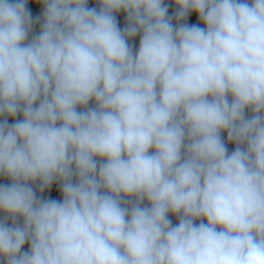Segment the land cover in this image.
Here are the masks:
<instances>
[{"label":"clouds","instance_id":"clouds-1","mask_svg":"<svg viewBox=\"0 0 264 264\" xmlns=\"http://www.w3.org/2000/svg\"><path fill=\"white\" fill-rule=\"evenodd\" d=\"M28 3L0 0V117L22 116L0 121V258L264 264V0H174V17L165 0H33L30 40Z\"/></svg>","mask_w":264,"mask_h":264},{"label":"crops","instance_id":"crops-1","mask_svg":"<svg viewBox=\"0 0 264 264\" xmlns=\"http://www.w3.org/2000/svg\"><path fill=\"white\" fill-rule=\"evenodd\" d=\"M31 2H33V0H29V3L27 5L28 9L31 10L32 14H33V18H34V24H33V28L32 31L29 34V40L35 36L38 35L40 32V26L43 23V5L42 4H36L38 6H35V4H31ZM87 7L89 8H96L97 10H99L100 5L98 3V0H88V4ZM116 16V20H117V24L118 27L123 29L126 24L127 21L125 19V13L123 11L119 12V13H115L114 14ZM168 15L169 16H175V12L173 10L168 11ZM38 17V19H37ZM176 20L173 18L172 23L175 24ZM202 24V23H201ZM203 25V24H202ZM139 39H140V34H138L135 38L129 40V44L133 47V51L135 52L136 50H138L139 47ZM90 107L94 106V102H90ZM7 119L8 123L11 124L13 122H15L16 120L22 119V116L18 115L16 118H11V117H0V121ZM225 144H228V141L226 138H224ZM58 185H60L59 181H55ZM75 182V180H74ZM11 183L10 178L5 177V176H0V185H8ZM31 186L33 187L34 191L36 192V195L38 197H42L45 199H57V200H61L62 199V195H55L53 193H51L49 191V189H46L43 193L40 192L39 190V181L32 183ZM144 204L147 205V201L144 202ZM169 219L171 221H175L177 219L176 216L172 215L171 213L169 214ZM0 221H4L6 222L9 226L12 225V220L10 217H6V214L2 211H0ZM17 224H19L20 226H22L23 224V220L22 218H17ZM29 250V245L28 243H26L24 245V247L22 248V252L28 251ZM0 264H6L5 260L3 258H0Z\"/></svg>","mask_w":264,"mask_h":264},{"label":"built area","instance_id":"built-area-1","mask_svg":"<svg viewBox=\"0 0 264 264\" xmlns=\"http://www.w3.org/2000/svg\"><path fill=\"white\" fill-rule=\"evenodd\" d=\"M31 4H34L33 2H31ZM165 5L168 6V9L173 10L174 12H176L177 8L176 5L174 4V0H165ZM35 6H38L35 4ZM184 23H187L189 25L191 24H197L200 27H203L204 25H202L198 19V16L195 13H190L188 18L183 21ZM177 24V22H175V24H173L174 26ZM245 115L247 117H250L252 115V113L250 112V110H246ZM226 138L227 139V134L226 132L223 133L222 138ZM226 147L228 148L229 152L233 151L235 149V144L234 143H230L228 142V144L226 145ZM49 191L55 195H61L60 192V185H58L55 181L53 182V185L49 188ZM142 206H147L146 204H143ZM179 220L178 218L175 221H172L173 225L178 224ZM200 221H196V223H199ZM206 222V221H205Z\"/></svg>","mask_w":264,"mask_h":264},{"label":"trees","instance_id":"trees-1","mask_svg":"<svg viewBox=\"0 0 264 264\" xmlns=\"http://www.w3.org/2000/svg\"><path fill=\"white\" fill-rule=\"evenodd\" d=\"M222 136H223V133H222Z\"/></svg>","mask_w":264,"mask_h":264}]
</instances>
